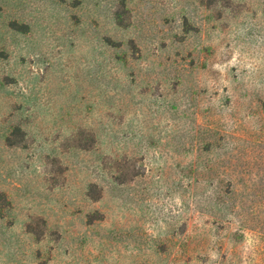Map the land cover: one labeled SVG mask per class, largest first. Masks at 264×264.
<instances>
[{
	"label": "rangeland",
	"instance_id": "obj_1",
	"mask_svg": "<svg viewBox=\"0 0 264 264\" xmlns=\"http://www.w3.org/2000/svg\"><path fill=\"white\" fill-rule=\"evenodd\" d=\"M0 264H264V0H0Z\"/></svg>",
	"mask_w": 264,
	"mask_h": 264
}]
</instances>
